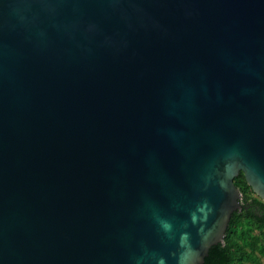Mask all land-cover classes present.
<instances>
[{"label":"water","instance_id":"1","mask_svg":"<svg viewBox=\"0 0 264 264\" xmlns=\"http://www.w3.org/2000/svg\"><path fill=\"white\" fill-rule=\"evenodd\" d=\"M264 203V0H0V264H203Z\"/></svg>","mask_w":264,"mask_h":264},{"label":"trees","instance_id":"2","mask_svg":"<svg viewBox=\"0 0 264 264\" xmlns=\"http://www.w3.org/2000/svg\"><path fill=\"white\" fill-rule=\"evenodd\" d=\"M233 183L240 191L243 208L232 214L224 243L211 247L203 264H264V203L242 172Z\"/></svg>","mask_w":264,"mask_h":264}]
</instances>
